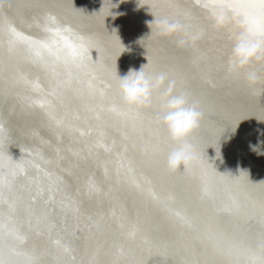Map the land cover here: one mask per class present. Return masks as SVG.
Segmentation results:
<instances>
[{
  "label": "snow or ice",
  "instance_id": "obj_1",
  "mask_svg": "<svg viewBox=\"0 0 264 264\" xmlns=\"http://www.w3.org/2000/svg\"><path fill=\"white\" fill-rule=\"evenodd\" d=\"M145 5L156 18V24L167 19L174 26L179 25L186 35H190L193 46L196 40L205 35L222 41L211 57L219 69V75L217 79L206 80L212 89L219 86L218 81L239 82L242 77L231 59L232 47L242 35L241 24L257 39L264 41V0H244L242 6H237L234 0H195L192 5L181 4L178 0H141L140 6ZM113 7L115 5L109 3L99 12L89 15L77 9L74 0L70 5L58 3L57 0H25L13 5L0 0V85L4 87V99L17 101L29 113L38 110L57 129L68 132L75 130L84 136V131L74 129L69 122L57 116L56 106L62 104V93L70 90L73 83H85L89 97L107 101L106 109L101 103V110H106L119 123L140 135L144 143V163L153 170L162 184L176 178L198 175L202 184V201H215L212 185L216 182L234 186L242 194L230 196L226 203L213 207L211 214L200 213L198 209L192 212L176 211L173 207L177 202L175 192L158 193L153 187V181L138 177L130 162L125 163L124 159L118 161L117 176H122L137 193L166 212L177 227L176 243L185 253L182 264H264V182L253 183L243 171L239 175L222 174L207 155V149H216L217 143L214 139H208L205 132L209 129L215 130L217 134L223 131L216 129L214 122V117L224 114L221 106L209 92L186 90L182 75L173 67L162 65L153 50L146 48L148 63L144 70L148 73H167L170 82L176 85L177 93H186L190 102L197 105L205 116L200 132L192 138L198 149L195 154L196 163L182 167L176 173L170 172L165 161L172 144L167 131L157 123L163 107L162 94L154 97L150 109H128L119 96L117 59L126 49L116 32L110 34L106 28L105 19L113 15ZM9 9H13L16 14L10 15ZM57 9L62 10V13L55 11ZM218 11L226 13L229 21L223 28H218L214 22ZM67 16L89 19L96 30L81 31ZM176 16L182 19H176ZM156 24L152 26L149 39L161 37ZM93 50L99 54L98 58H93ZM21 64L37 66L50 72L53 76L51 88H42L38 79L33 80L28 74L19 71ZM247 71L261 76L260 91L264 95V63H253ZM81 77L86 80H81ZM250 115L264 121V107L258 112L235 109L230 114L231 128H235L240 120ZM95 118L100 119L99 113ZM7 141V130L0 123V264H45V257L52 253L31 243L28 234L15 225L13 217L21 197H9L16 181L23 179L28 182L29 191L35 186L32 201L38 199L44 191L50 194L49 200H52L55 192L59 191L61 181L57 180L55 184L49 183L45 187L44 181H51L52 173L36 162L39 154L25 151V155L17 161L7 151ZM99 146L105 151L109 150L107 145ZM55 151L59 153V149ZM30 170L35 175H31ZM88 190L89 194L98 191L92 183ZM5 210L8 218H5ZM73 210L79 212L74 202ZM28 212L32 215L31 207ZM221 215L242 222L245 227L229 228L221 223ZM47 219L46 216H35L37 237L44 234L42 222ZM44 227L51 237L55 225L49 221ZM129 236L134 238L136 232L129 233ZM52 243L57 261L64 258L76 261L74 249L68 244L60 239ZM99 254L100 249L97 248L81 264H101Z\"/></svg>",
  "mask_w": 264,
  "mask_h": 264
},
{
  "label": "bare ground",
  "instance_id": "obj_2",
  "mask_svg": "<svg viewBox=\"0 0 264 264\" xmlns=\"http://www.w3.org/2000/svg\"><path fill=\"white\" fill-rule=\"evenodd\" d=\"M4 2L15 5L25 0ZM57 2L70 5L73 0ZM178 2L192 5L195 0ZM109 3L115 7L112 8L113 15L105 19L107 31L110 34L116 32L127 54L122 58L121 52L117 59V69L121 76L126 75L131 69L140 70L146 65L148 63L146 48L150 47L162 65L171 66L166 59L175 64L179 69L176 70L177 73L182 75L185 81L186 90L195 93H216L229 100L242 98L264 107V95L261 94L260 84L249 88L242 77L239 82L218 81L219 86L215 89L206 83L207 79L219 75V69L211 57L222 41L213 40L209 35H205L196 40L193 46L190 35H186L183 29L171 37L149 39L151 34L149 23L154 20V16L147 5L140 6L141 0H74L75 7L89 15L99 12ZM8 11L10 15L16 14L13 9ZM55 11L62 13L59 9ZM195 11L199 12V9ZM66 18L81 31L96 30L89 19L72 16ZM175 18L182 19L179 16ZM91 24L94 27H91ZM92 55L95 59L99 54L93 50ZM134 55L135 60L131 58ZM19 71L28 74L33 80L38 79L41 87L46 90L53 84L52 74L40 67L21 64ZM81 80L86 78L81 77ZM3 91L4 87L0 85V123H3L7 130V151L17 161L25 155V151L39 154L36 162L52 173L51 181H44L45 187L49 183L61 181L54 199L49 200L50 194L44 191L38 199L32 201L35 186L29 191L27 181L17 180L15 186L18 184L26 192L24 205L27 210L31 207L32 215L28 212L30 217L25 222L16 211L13 217L15 225L27 233L28 230L36 231V215L53 218L54 221L47 219L42 222V227L47 232L44 227L47 222L55 225L51 237L47 239L49 245L54 246L52 241L60 239L74 249L76 261L66 258L67 264H81V261H87L97 248L100 249L98 259L101 264H113L114 261L117 264H179L185 259V254L181 253L176 243L178 229L168 214L163 211L162 215L151 218L153 205L150 201L139 193L135 196L136 203L126 197V189H134L122 176L116 174L120 159H124L125 163L130 162L138 177L151 179L158 193L175 192L177 202L173 207L176 211L192 212L198 209L200 213L211 214L213 207L226 203L230 196L242 195L234 186L216 182L212 185L215 201H202V184L198 175L176 178L170 183L162 184L153 170L144 163V143L140 135L132 128L119 123L106 110H101V103L106 109L107 101L102 102L99 97L95 99L89 97L85 83H73L70 90L62 93V104L56 106L57 116L69 122L74 129L84 131L86 133L84 136L75 130L68 132L57 129L38 110L29 113L23 110L17 101L12 99L6 101ZM97 113L100 116L99 120L95 118ZM77 116L80 119L77 120ZM214 122L216 129L231 128L228 114L214 117ZM235 128H239L238 124ZM205 136L217 143L216 149L212 147L207 149V155L220 173L232 175H239L241 171L248 173L247 170L236 169L221 155L219 146H224L221 145L226 137L224 131L217 134L215 130L209 129ZM100 144L107 145L109 150L105 151ZM172 147L173 145L169 151ZM56 149H59L58 154ZM30 174L35 175V172L30 170ZM259 175L264 176V172ZM258 179V182L263 180ZM90 183L95 184L98 191L89 194ZM88 198H92V203H96L89 205L95 208L94 214L86 210ZM73 202L79 207L78 213L73 210ZM4 215L8 218L7 211ZM219 219L229 228L245 227L242 222L225 215H221ZM98 231L104 234H97ZM133 231L136 232L134 238L129 236ZM107 232L117 239L111 253L112 263L103 252L105 249L103 247H107L113 241ZM29 233L31 232L28 231V236ZM81 245L87 247L81 248L79 247Z\"/></svg>",
  "mask_w": 264,
  "mask_h": 264
},
{
  "label": "clouds",
  "instance_id": "obj_3",
  "mask_svg": "<svg viewBox=\"0 0 264 264\" xmlns=\"http://www.w3.org/2000/svg\"><path fill=\"white\" fill-rule=\"evenodd\" d=\"M237 6H242L244 0H234ZM218 28L228 24L226 13L218 11L214 17ZM156 24V18L149 23ZM161 37H171L182 30L179 25H173L169 20L162 19L156 24ZM242 35L236 40L231 50V59L242 73V78L249 88L261 85L258 73L247 71L253 63H264V41L259 40L248 31L244 24L240 25ZM143 65L140 70L131 69L126 75L119 74L118 93L122 104L128 109H150L154 97L162 94L163 107L157 123L167 131L173 145L166 156V167L172 172L180 171L196 163L197 146L193 137L201 130L205 116L199 107L191 103L186 93H177L176 85L170 82L167 73H148ZM256 150L255 146H253ZM264 182V181H261ZM259 182V183H261Z\"/></svg>",
  "mask_w": 264,
  "mask_h": 264
},
{
  "label": "water",
  "instance_id": "obj_4",
  "mask_svg": "<svg viewBox=\"0 0 264 264\" xmlns=\"http://www.w3.org/2000/svg\"><path fill=\"white\" fill-rule=\"evenodd\" d=\"M91 27H94L93 24H91ZM124 37L126 38V36ZM125 56H127V54L124 51L122 52L120 57L123 58ZM135 57L136 55L131 56V58L134 60H135ZM166 61L168 62V65H171L175 70H179L171 60L166 59ZM213 79H217V77L214 76ZM210 94L219 103L222 111H224V114L230 115L235 109H238V108L249 110L251 112H258L262 108L257 103L250 102L242 98H238L235 100H229L220 94H216V93L215 94L210 93ZM238 126L239 128H231V129L221 128L223 129L226 137L224 138L223 143H221V145L224 144V146L223 145L219 146V148L221 149L219 151L221 155L225 158V160L232 163L236 169L247 170L248 171L247 175L253 183H259L261 181H264V176L259 175V174H263L264 172V121H261L260 119L250 115L247 119L240 120V122L238 123ZM253 146H255L256 150H254ZM258 178H261L263 180L258 182L259 180ZM126 191H127V193L125 192L127 194L126 197L131 199L133 203H136L135 196L137 192L131 189H126ZM17 195L21 197L17 205L18 206L17 214L26 222L30 217L28 215V210L26 209L24 205V198H25L26 192L22 190L18 184L15 186L14 191L11 193L10 196L11 198H15ZM91 203H92V198H88L86 210H88L89 213L94 214L95 208L92 206L89 207ZM92 204L94 205L96 203L93 202ZM152 205H153L152 207L153 209L151 212V218H155L163 214L162 209H160L153 203ZM48 219L51 221H54V219L51 217H48ZM28 231L31 232L29 233V236H30L29 240L31 243H35L36 245H38L41 248V250H48L50 253H52L45 257V264H67L66 258H64L61 261H57L55 259L54 246H51L48 244L47 239L49 235L45 230H44V234L39 237H37L36 231H33V230H28ZM28 231H27V234H28ZM96 233L104 234V232H101V231H98ZM106 234L110 236L113 241L112 243H109L107 247L106 246L103 247L105 248L103 252L106 255L107 259L112 263L113 257L111 253L113 252V249H114V241H117V239H116V236H112V234H109L108 232ZM79 247L83 248L87 246L81 245ZM181 253H184V252L181 250ZM180 262L181 263L179 264H182V261ZM166 264H171V263H166Z\"/></svg>",
  "mask_w": 264,
  "mask_h": 264
}]
</instances>
